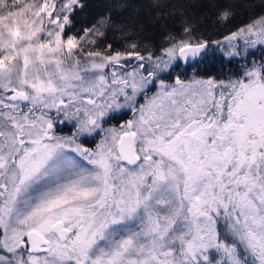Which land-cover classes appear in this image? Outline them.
<instances>
[{
	"label": "snow or ice",
	"instance_id": "1",
	"mask_svg": "<svg viewBox=\"0 0 264 264\" xmlns=\"http://www.w3.org/2000/svg\"><path fill=\"white\" fill-rule=\"evenodd\" d=\"M190 7L0 0V264H264V0Z\"/></svg>",
	"mask_w": 264,
	"mask_h": 264
},
{
	"label": "trees",
	"instance_id": "2",
	"mask_svg": "<svg viewBox=\"0 0 264 264\" xmlns=\"http://www.w3.org/2000/svg\"><path fill=\"white\" fill-rule=\"evenodd\" d=\"M121 2H126L130 5L136 6L137 9L140 11V13L144 16L145 20L148 19L147 13L149 11H152L153 15L155 14L154 10L150 8L151 0H121ZM164 2L168 4L191 5L192 7L188 8V11L191 13H195L197 17H199L201 14H205L204 22L199 25L196 34L200 38L207 39L210 41L220 40L221 38L229 34L231 31L236 30L237 27L242 26L243 24L249 22L254 13L259 14L260 12V9L258 7L256 8L251 7L252 5H259L260 0H239V3L247 5L248 7L238 8L237 16L231 23L225 25H213L212 20L215 19V10L211 8V4L224 3L225 0H164ZM90 3L93 5V13L100 14L106 11L107 7L110 4L114 3V0H90ZM171 26L172 24L170 22L169 27ZM178 30L179 29H177V31ZM119 35H120L119 33L109 32L108 33L109 39L105 41V45L107 43H114V38L119 39ZM151 35L153 36V39L156 40L157 44H159V29L158 28L153 29ZM261 51H264V49L256 48L254 50L256 55L253 57V59L259 60ZM216 56L220 57V52L217 51ZM228 59L229 58L227 57H223L225 64H227ZM238 60L239 59L233 60V63L229 65V67L235 68ZM219 67H220L219 63H215V64L201 63L197 66L200 76L203 77L205 73L208 72L209 70H211L212 73L215 75L216 70ZM169 78L171 79L172 76ZM169 78L167 77V79ZM220 78L223 79L224 77L221 76ZM127 117H129V114L125 116L123 119H126Z\"/></svg>",
	"mask_w": 264,
	"mask_h": 264
},
{
	"label": "rangeland",
	"instance_id": "3",
	"mask_svg": "<svg viewBox=\"0 0 264 264\" xmlns=\"http://www.w3.org/2000/svg\"><path fill=\"white\" fill-rule=\"evenodd\" d=\"M24 2H29V0H24ZM230 34V33H229ZM229 34H227V35H229ZM226 35V36H227ZM224 38V37H223ZM223 38H221L220 39V41H223ZM241 43H242V41H241ZM213 47H215V45H213ZM85 48H86V50H95V49H93V48H91L90 46H88V45H85ZM257 48H259V49H261L260 48V46H257ZM255 49H253L252 51H254ZM219 52V51H218ZM236 59H239V58H236ZM249 59H253V57H249ZM240 63H243V61H240ZM193 76V71H191L190 73H186L183 77H180L182 80H185V81H188L191 77ZM175 77H176V75H173L172 76V78L170 79L169 77V79H167V77H165V79L168 81V82H172V81H174V79H175ZM203 76H199V77H197V78H202ZM156 90L155 89H153V92H155ZM149 95H152V93H149ZM141 103H144V101L141 99V101H140ZM132 118V115H131V113H129V117H127L126 119H124V120H127V119H131ZM123 122V120L121 121V123ZM112 126H117V125H115V122H113L112 124H110V125H107V127H112ZM67 131H68V129H65V131L63 132V133H60V134H66L67 133ZM99 140V137H97V141ZM85 146H87V147H92V148H94L95 147V142H93V143H90V144H86Z\"/></svg>",
	"mask_w": 264,
	"mask_h": 264
},
{
	"label": "flooded vegetation",
	"instance_id": "4",
	"mask_svg": "<svg viewBox=\"0 0 264 264\" xmlns=\"http://www.w3.org/2000/svg\"><path fill=\"white\" fill-rule=\"evenodd\" d=\"M195 62L193 61L191 64L189 65H194ZM189 65H180V67L177 69L176 72H174L172 74L173 75H177V74H180V77H183L186 73H190L191 71H193V68L190 67Z\"/></svg>",
	"mask_w": 264,
	"mask_h": 264
},
{
	"label": "water",
	"instance_id": "5",
	"mask_svg": "<svg viewBox=\"0 0 264 264\" xmlns=\"http://www.w3.org/2000/svg\"><path fill=\"white\" fill-rule=\"evenodd\" d=\"M193 61H189L187 64H185V63H183V62H181V65H189V64H191Z\"/></svg>",
	"mask_w": 264,
	"mask_h": 264
}]
</instances>
